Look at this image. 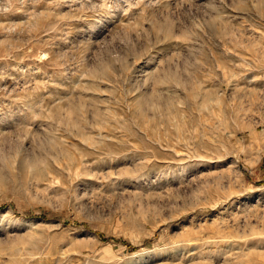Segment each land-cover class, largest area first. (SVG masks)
<instances>
[{
	"label": "rangeland",
	"instance_id": "rangeland-1",
	"mask_svg": "<svg viewBox=\"0 0 264 264\" xmlns=\"http://www.w3.org/2000/svg\"><path fill=\"white\" fill-rule=\"evenodd\" d=\"M0 264H264V0H0Z\"/></svg>",
	"mask_w": 264,
	"mask_h": 264
}]
</instances>
